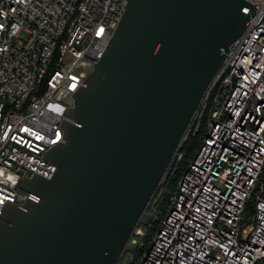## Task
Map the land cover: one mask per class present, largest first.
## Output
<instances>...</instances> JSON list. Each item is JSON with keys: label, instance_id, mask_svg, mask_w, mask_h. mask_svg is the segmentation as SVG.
Returning <instances> with one entry per match:
<instances>
[{"label": "built area", "instance_id": "built-area-1", "mask_svg": "<svg viewBox=\"0 0 264 264\" xmlns=\"http://www.w3.org/2000/svg\"><path fill=\"white\" fill-rule=\"evenodd\" d=\"M207 85L183 136L201 133L159 227L135 264H264V0ZM127 0H0V211L50 178L72 93L106 48ZM246 5L244 13L249 11ZM180 145V147H181ZM165 175L116 264H130L156 214ZM127 255L130 256L127 262Z\"/></svg>", "mask_w": 264, "mask_h": 264}, {"label": "water", "instance_id": "water-1", "mask_svg": "<svg viewBox=\"0 0 264 264\" xmlns=\"http://www.w3.org/2000/svg\"><path fill=\"white\" fill-rule=\"evenodd\" d=\"M249 11L244 13V6ZM247 0H127L72 93L38 196L0 211V264H116L225 53L255 12Z\"/></svg>", "mask_w": 264, "mask_h": 264}, {"label": "trees", "instance_id": "trees-1", "mask_svg": "<svg viewBox=\"0 0 264 264\" xmlns=\"http://www.w3.org/2000/svg\"><path fill=\"white\" fill-rule=\"evenodd\" d=\"M200 141H201V133L196 135L190 134L181 145L179 151L182 154V156L180 159H176L172 163L171 168L166 175V178L163 182L164 191L162 198L154 205L156 209L155 217L151 221V223L146 227L148 234L141 241L142 245L137 250L135 257L130 264H135L137 262L141 254V251L148 244L150 238L159 227V222L166 212V208L169 203V197L173 191V188L176 186L178 180L183 174L186 166L188 165L189 160L193 157L194 153L198 149Z\"/></svg>", "mask_w": 264, "mask_h": 264}, {"label": "rangeland", "instance_id": "rangeland-1", "mask_svg": "<svg viewBox=\"0 0 264 264\" xmlns=\"http://www.w3.org/2000/svg\"><path fill=\"white\" fill-rule=\"evenodd\" d=\"M129 259H130V256L127 255V262L129 261Z\"/></svg>", "mask_w": 264, "mask_h": 264}]
</instances>
